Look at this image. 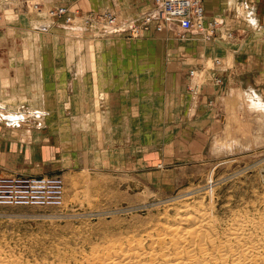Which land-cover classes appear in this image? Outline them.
Instances as JSON below:
<instances>
[{
    "label": "rangeland",
    "instance_id": "obj_1",
    "mask_svg": "<svg viewBox=\"0 0 264 264\" xmlns=\"http://www.w3.org/2000/svg\"><path fill=\"white\" fill-rule=\"evenodd\" d=\"M0 1V25L5 28L0 30L4 42L0 55L6 56V62L0 65L13 74L9 76L7 71L4 75L0 100L15 107L38 108L43 103L42 88L40 92L25 89L22 76L30 67L26 40L32 19L20 12V0ZM29 1L32 18L40 16V9H48L46 19L53 22L49 35L41 33L53 38L47 48L40 45L43 63L42 53L55 50L57 66L79 65L81 61L95 64L94 52L109 47L113 35L108 34L138 40L146 31H163L157 23L144 20L146 12L126 18L112 8L95 13L48 3L50 0H24L26 4ZM261 10L254 25L242 11H226L222 17L205 14L202 27L187 32L181 31L177 22L168 24L176 31L165 40L168 82L173 79L176 86L183 82L179 92L175 84L170 90V96L177 97L166 102L167 110L175 105L184 109L168 117L155 115L152 126L135 133L123 128L117 142L104 129L102 118L109 105L105 92L98 88L94 89L92 102L79 107L78 112L63 105L67 97L56 98L60 92L50 98L52 107L41 106L47 114L58 112L77 118L74 122L81 142L74 146L77 158L71 163L74 159L78 163L64 172L43 174L64 179L61 205H0V264L86 262L93 247L101 248L120 236L128 238L158 221L172 224L179 207L187 202L207 204L211 193L215 200L213 214L223 220L238 209L247 208L251 214L264 211V125L259 112L248 110L238 99L253 88L264 95V6ZM105 14L127 23L112 28L114 24ZM26 18L29 23L24 22ZM78 19L85 26L82 38L61 29ZM11 24H16L15 31L10 29ZM123 32L126 34L120 35ZM69 45L74 49L70 59ZM33 61L42 67L38 58ZM32 63L34 70L38 64ZM33 74L37 84V75ZM35 95L38 97L34 99ZM58 101L61 106H55ZM94 138L96 143H91ZM232 139L234 145L213 150L215 142ZM10 144L14 149L23 145L16 141ZM32 144H25L29 152ZM6 167L0 157V175H6L1 174L7 173ZM11 174L16 173H7ZM75 257L79 262L75 263Z\"/></svg>",
    "mask_w": 264,
    "mask_h": 264
},
{
    "label": "crops",
    "instance_id": "obj_2",
    "mask_svg": "<svg viewBox=\"0 0 264 264\" xmlns=\"http://www.w3.org/2000/svg\"><path fill=\"white\" fill-rule=\"evenodd\" d=\"M243 1L241 0V3ZM247 1L253 6L248 14L251 16L255 11L261 17V9L264 6L262 2L264 0ZM48 3L65 5L71 9L81 8L95 13H102L104 10L112 8L126 18L137 17L141 12H151L154 7V0H50ZM237 10L236 7L229 5L228 0H204V13L208 16L220 14L219 16L222 17L227 14L226 11L239 14ZM260 20L262 21L261 18ZM28 21L29 19L26 18L24 22ZM17 23L19 24V22ZM15 25L11 24L10 29L15 31ZM67 28L72 29V27ZM4 29V25H0V30ZM162 30L152 29L146 31L138 40L117 38L118 35L108 34L113 35L108 41L109 47L104 46L97 53L94 52L93 61L95 64L91 65L81 62L79 65L57 66L55 50L44 51L42 53L45 59L44 63L43 57L39 58L40 56H38L42 67L39 62L29 58L30 67H27L25 75L22 74L25 89L31 87L30 92L35 91V89L40 92L42 88L43 103H40L39 107L42 106L48 109L53 105V103H49L50 98L55 96L56 92H60L56 98L61 96L62 100H66L67 97L66 101L68 102L63 105L77 108V112L79 107L89 101L88 105L92 102L95 88L104 91L106 94L105 100H107L109 106L106 115L102 118L103 126L109 138L115 136L113 141L117 142V136L121 134L123 128H130V133H135L145 127L152 126V122H154L152 118L155 115L168 117L171 114H181L184 109V107L178 108L179 105H175L173 110H167L168 105L166 102H169L170 97H172V101L175 100L177 96H170L169 93L170 90H174L173 85L175 83L173 79L168 82L167 69L169 66L166 59L165 40L169 38L167 36L170 34H176V31L170 26H166ZM46 33L44 32V34ZM47 34L49 35V33ZM125 34L123 32L120 35ZM82 35L84 36V33L77 36L82 38ZM44 37L47 38V35L42 36L41 44L47 48L53 38L50 36L45 42ZM2 42L0 40V45ZM78 52H80V49ZM80 56L81 54L77 55V59ZM71 57L73 55L69 52L68 58ZM5 58V55L3 57L0 55V63L6 62ZM32 62L38 64V67L34 70L32 69ZM0 69L1 89L4 75L8 70L6 68L2 69L1 65ZM34 72L37 75V84L33 78ZM9 73L11 74V72ZM72 74L79 75L78 77H72L70 76ZM182 82L179 86L175 84L178 92L181 90ZM37 97L38 95L34 99ZM61 105L59 101L55 103V106ZM35 106L38 107V105ZM165 108L167 110L166 115ZM81 116L78 115V117ZM74 119H77L74 115L66 116L58 112H50L41 121L29 119L31 122L27 121L23 128L15 133L13 131H8V133L5 131V126L0 123V157L4 159V165L7 164V173L14 172L21 175L40 176L53 174L54 171L64 172L73 167L74 164L76 165L78 163L77 159L73 160V164L71 163L75 156L77 158L74 146L80 145L81 141L78 137V125L74 122L76 121ZM5 123L7 126L12 124L7 120ZM9 141H16L23 143V145L14 149L12 144L8 145ZM27 142L33 143L30 148L31 152L27 150L28 148L25 145ZM91 143H96V139L94 138ZM7 173L1 171V174L7 175Z\"/></svg>",
    "mask_w": 264,
    "mask_h": 264
},
{
    "label": "bare ground",
    "instance_id": "obj_3",
    "mask_svg": "<svg viewBox=\"0 0 264 264\" xmlns=\"http://www.w3.org/2000/svg\"><path fill=\"white\" fill-rule=\"evenodd\" d=\"M31 3L30 1L27 4L24 0L19 1L21 5L20 12L32 19L30 28L27 29L26 41L30 51V58L34 60L40 56L41 33L48 32L53 27V22L51 19H46L48 14H50V12L47 13L46 11L48 9H38L40 11L38 15L40 16L32 18V15L30 16L33 8L30 5ZM229 5L236 7L238 13L242 11L247 16V20L251 23L253 22V25L258 23V15L255 11L251 16L248 14L253 6L247 0H244L243 3H241V0H229ZM35 9L37 8L35 7ZM40 17L45 18L41 19ZM78 21L79 19L71 26L64 25L61 29L67 31L68 35H79L82 33L81 29L85 26H82ZM122 22L123 25L127 23L123 20ZM67 27H72V29ZM69 47L70 51L68 52L72 55L74 49L70 45ZM238 99L244 101L248 110L259 112L264 125V95L253 88L251 92L244 91ZM239 105H237V108ZM45 115H47V111L43 108L26 109L21 106L15 107L7 104L4 100H0V123L5 126L6 130L22 129L28 119L41 121ZM6 120L12 122V124L7 126ZM234 143L236 142L233 139L230 141H218L215 142L213 150L218 152L223 147L234 145ZM214 204L213 193H211L210 202L207 204L187 202L185 206L177 208L178 210L172 216L175 219L172 224L158 221L156 224L145 227L143 231L130 234L128 238L120 236V238L108 242L101 248L93 247L90 255H87L86 262H79L75 257V263L264 264V211H257L251 214L247 208L238 209L229 218L223 220L214 216Z\"/></svg>",
    "mask_w": 264,
    "mask_h": 264
},
{
    "label": "built area",
    "instance_id": "obj_4",
    "mask_svg": "<svg viewBox=\"0 0 264 264\" xmlns=\"http://www.w3.org/2000/svg\"><path fill=\"white\" fill-rule=\"evenodd\" d=\"M151 12L143 18L164 28L177 22L183 32L202 27L204 0H155ZM65 10V9H64ZM111 24L120 26L121 21L110 14ZM65 183L59 175H0V205L55 206L64 201Z\"/></svg>",
    "mask_w": 264,
    "mask_h": 264
}]
</instances>
